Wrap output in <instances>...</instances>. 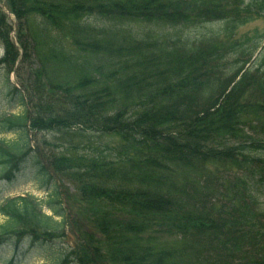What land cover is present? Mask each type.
Instances as JSON below:
<instances>
[{
    "label": "trees",
    "instance_id": "trees-1",
    "mask_svg": "<svg viewBox=\"0 0 264 264\" xmlns=\"http://www.w3.org/2000/svg\"><path fill=\"white\" fill-rule=\"evenodd\" d=\"M3 2L1 261L264 264V0Z\"/></svg>",
    "mask_w": 264,
    "mask_h": 264
},
{
    "label": "rangeland",
    "instance_id": "rangeland-1",
    "mask_svg": "<svg viewBox=\"0 0 264 264\" xmlns=\"http://www.w3.org/2000/svg\"><path fill=\"white\" fill-rule=\"evenodd\" d=\"M0 4L2 6L5 5V3L3 2V0H0ZM219 29V26L214 25V26H205V28H202V27H194L193 29H190L188 30V32H191L192 33V36H202V35H205V33H210V32H214L216 30ZM264 36V19H260L259 21L257 22H254V23H250L248 24L247 27H244L242 29L239 30L238 32V36H241V37H244V36ZM16 40V38H14ZM4 54V49H0V59H2V56ZM15 78V76L13 77ZM17 78H15L16 80ZM2 109V108H1ZM0 109V110H1ZM3 110V109H2ZM7 112H10V113H18L21 111L20 108H15V109H8V110H5ZM1 112V111H0ZM1 134V133H0ZM6 136V135H4ZM0 138H4L3 135H0ZM8 139V138H7ZM109 140L105 139L104 142H108ZM67 188L69 189V193H73V188L70 184H67ZM19 196H23V197H26V198H35V199H41L42 196H44V193L42 191H37L33 185L31 184H28V185H19V186H14V187H9L8 189L6 190H3L0 192V204H4L5 201L11 199V198H16V197H19ZM262 204L264 205V197L262 198ZM46 211V214H48L47 210L44 209ZM0 218H2L1 214H0ZM3 219V218H2ZM57 222H60L59 219H55ZM69 224V220L66 219V222H65V226H66V229H65V237L64 240H60L59 242H57V246H59L58 244H60L61 248H69L71 247L72 245H74V242H75V237H73V233L70 229V227L68 226ZM59 247V248H60ZM24 263L22 264H50L49 261L47 260H44V258H41L39 257L38 255H33V256H29L27 257L26 259H24ZM0 264H4L3 261H1L0 259Z\"/></svg>",
    "mask_w": 264,
    "mask_h": 264
}]
</instances>
